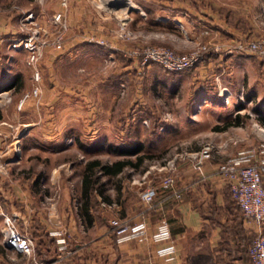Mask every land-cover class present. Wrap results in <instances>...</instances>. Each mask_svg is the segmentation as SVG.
<instances>
[{
  "label": "rangeland",
  "instance_id": "374dc122",
  "mask_svg": "<svg viewBox=\"0 0 264 264\" xmlns=\"http://www.w3.org/2000/svg\"><path fill=\"white\" fill-rule=\"evenodd\" d=\"M61 1L0 0V21L7 17L10 23L6 32L0 31V86H5L16 74L21 83L18 89L0 91L3 120L12 124V133L7 140L12 142L0 144V160L6 163V173L0 174V200L4 187L33 183L40 174V183H71L77 187L87 160L98 158L109 163L120 158L108 152V145L141 142L143 152L150 157H146L139 168L128 167L115 177L102 179L105 180V194L109 195L110 201L116 202L119 198L117 187L135 184L141 191L147 186L159 185L165 172L159 171L158 167L172 153L195 151L205 142L217 144L219 138L215 132L220 130L216 127L232 121L236 105H244L240 112H249L254 120L255 114L250 109L264 105V57L249 53L237 52L246 61L223 65L225 73L219 79L194 80L191 70L195 67L181 73H169L157 63L139 62L142 70L135 72V77L131 75V80L130 77L119 80L113 75L118 64L110 61L112 52L124 58H131L129 50L143 46H164L178 52L168 45L151 43V38H163L162 34L151 32L150 15L144 19L143 12L154 6L147 0H65L64 5ZM211 1L222 5L249 3L256 11L264 6V0ZM174 2L168 3L170 8L184 12L193 4L196 8L199 4L204 5L205 0ZM59 11L63 14L62 26L53 22V15ZM28 13H32V17L22 22ZM263 17L264 12L255 17L258 27ZM22 23H25L23 30L20 29ZM121 25L129 37H118ZM259 30L264 32L261 27ZM32 31H39V35L47 40L60 35L62 43L59 49L50 46L43 49L37 64L40 80L36 84L40 87V95L37 98L30 96L21 108H17L19 99L31 90L34 80L32 68L25 61L27 53L23 49L10 48L9 43ZM160 31L166 32L165 37L172 42L187 44V51L206 41L187 30L183 32L181 26L177 29L165 26ZM95 39H103L110 45L98 44L93 41ZM113 43H120L123 48L117 51L110 47ZM148 70H152L151 73ZM154 71L160 77H155ZM204 85L210 92L204 93ZM61 91L65 104L71 105L70 100H74L82 108L94 107L98 121L106 124L95 128L63 127L59 132L61 128L54 123V102L60 98ZM124 104L122 122L118 125L120 112L117 109ZM132 117L135 118L133 121ZM243 121L247 124L232 131L248 132L257 142L264 140L262 126L246 119ZM93 133L95 136L91 137ZM71 135L74 138L67 139ZM54 136L58 138L56 141L48 139ZM14 144L18 151L13 149ZM5 150L9 152L5 154ZM216 154L217 151L213 153ZM130 158L134 160V156ZM184 164L188 162L178 163L174 178L186 167ZM142 168L149 170L144 179H141ZM127 194L128 198L134 199V191H127ZM115 210L110 209L113 213ZM1 227L0 217V230ZM91 233L92 230H88L87 234ZM2 255L3 260L12 264L22 263L11 251H2Z\"/></svg>",
  "mask_w": 264,
  "mask_h": 264
},
{
  "label": "crops",
  "instance_id": "0c3cea01",
  "mask_svg": "<svg viewBox=\"0 0 264 264\" xmlns=\"http://www.w3.org/2000/svg\"><path fill=\"white\" fill-rule=\"evenodd\" d=\"M147 1L154 7L152 10L143 12L144 19L150 15L149 23L153 29L151 32L163 35V38H151V43L168 45L178 52L187 51V44L172 42L165 37L166 32L160 31L165 26L174 29L181 26L183 32L187 30L193 33L194 37L201 36V39L209 40L221 47L220 51H216L191 70L194 74L193 79H200L201 82L213 77L219 79L225 73L223 65L228 63L236 65L246 61L240 58L237 52H228L227 48L238 38H252L262 33L255 17L264 12V6L256 11L250 7L249 3L233 2L222 5L205 0L204 5L199 4L198 8L193 4L192 8H185L184 12H180L170 8L172 6L168 3L174 4V0ZM6 19L8 18H1L0 31L6 32L8 29L10 23ZM203 31H207V34ZM110 47L120 50L123 45L118 43ZM109 59L118 64L113 75L119 80L129 78L131 75L135 77L136 73L142 70L137 58H124L121 54L112 52ZM149 71L151 73L152 70H148V73ZM153 73L155 77L159 76L158 72ZM129 79L131 80L132 77ZM11 81L12 78L5 85ZM203 88L204 93L210 92L205 85ZM10 90L14 88L1 91ZM62 95L61 91L60 98H56L54 102V123L61 128L59 132L63 127L95 128L106 124L98 121L94 107L82 108L74 103V100H70L71 105H67ZM125 105L117 109L120 112L116 121L118 125L122 122ZM244 108V105H236L233 118L237 113L243 115L240 110ZM245 114L251 115L249 112ZM134 119V117L131 118L132 121ZM246 120L257 123L250 117ZM245 124L247 121L215 132L219 138L217 144L227 142V146L219 148L216 156L213 155L212 158L204 161L203 175L194 170L189 162L184 164L186 167L175 177L176 189L181 193L180 198H175L171 190H164L157 185L156 197L152 204L147 206L140 200L143 189L139 191L135 184L120 187L116 202H106L97 196L99 210L103 214L130 222L144 219L150 232L161 219H165L169 224L177 250L176 259L173 262H164L157 256L158 245L155 243L149 241L138 243L132 240L117 244L107 223L93 219L90 224H87L78 213L81 184L77 187L71 183L60 182L37 185L32 182L9 184L3 189L0 205L6 212L17 215L18 228L32 236L35 252H38V247L41 248L47 264H251L249 246L255 235L264 233V229L241 214L230 198L228 184L218 173V164L226 157L234 154L239 148L256 146L259 143L248 132L238 134L232 131ZM10 128H12L11 123H7L3 118L0 119V144L12 142L7 141L12 133ZM94 136L93 133L91 137ZM73 138L72 135L67 137L71 140ZM48 139L56 141L58 138L54 136ZM230 140H235L236 143ZM262 185L264 186V173ZM127 191L135 192L134 199L127 197ZM101 201L108 204L114 203L112 210L116 209L115 214L110 209L102 207ZM51 230L63 233L66 241L64 250L59 249L56 238L49 234ZM88 230H92L90 235L87 234ZM33 232L35 236L31 234ZM38 240H40L39 244ZM2 251L5 252L6 249L0 250V264H12L11 261L10 263L8 260H3Z\"/></svg>",
  "mask_w": 264,
  "mask_h": 264
},
{
  "label": "built area",
  "instance_id": "2783aa9c",
  "mask_svg": "<svg viewBox=\"0 0 264 264\" xmlns=\"http://www.w3.org/2000/svg\"><path fill=\"white\" fill-rule=\"evenodd\" d=\"M65 3V0L61 1L62 5ZM31 17L32 13L26 14L22 22L29 21ZM263 18L258 23L261 30L264 31ZM53 22L61 26L64 25L62 12L59 11L53 15ZM23 24L25 23H22L21 30L25 29ZM203 33L207 34V31H203ZM118 37L122 39L129 37L128 31L125 30L123 25L119 28ZM93 41L101 45H110L103 39H95ZM61 43L62 39L60 35L47 40L39 35V31H32L31 34L9 43L10 48L14 50L23 49L27 53L25 61L32 68V78L34 80L31 90L19 99L17 108H21L22 104L30 96L37 98L40 95V87L36 84L40 80V73L37 67L38 60L44 48L50 46L59 49ZM220 50L221 47L218 44L206 40L197 43L185 53H178L164 46H143L129 50L128 54L133 58L139 59L141 64L153 62L161 65L167 71L179 72L196 67L205 53ZM227 51L243 52L264 57V32L252 38H238L227 48ZM144 123L147 124V121H144ZM230 141L234 144L236 143L235 140ZM225 146H227V142H223L221 145L205 142L195 151H176L172 153L158 167L159 171L165 172L160 180L159 187L164 190H171L175 198H180L181 193L176 189L174 178L178 163L183 161L189 162L194 170L203 175L204 161L212 158L214 152ZM13 149L18 151L17 144H14ZM3 152L6 154L9 150ZM148 172L149 170H145L141 179ZM5 173L6 163L0 160V174ZM218 173L228 184L231 198L234 200L241 214L264 229V186L262 185L264 140L260 141L256 146L237 149L234 154L226 157L218 164ZM156 194L155 186H147L141 191L140 200L143 204L150 206ZM101 206L112 209L115 204L101 201ZM0 217L2 219L0 230L1 246L18 256L22 260L21 264H45L36 256L35 243L32 237L18 228L16 222L17 215L13 212H6L0 205ZM115 223L117 224V232L119 234L115 241L117 244L132 240L138 243L149 241L158 245L156 254L164 262L169 263L176 259V246L172 239L169 224L165 219H161L151 232L144 219L134 222L117 220ZM49 234L56 238L55 241L59 245V249L64 250L66 241L63 233L58 230H51ZM248 253L251 264H264V233L260 232L255 235L249 246ZM10 259L15 260V257H10Z\"/></svg>",
  "mask_w": 264,
  "mask_h": 264
},
{
  "label": "trees",
  "instance_id": "16d2710c",
  "mask_svg": "<svg viewBox=\"0 0 264 264\" xmlns=\"http://www.w3.org/2000/svg\"><path fill=\"white\" fill-rule=\"evenodd\" d=\"M215 51H211L205 53L199 63L206 60L208 57L212 56ZM198 63V64H199ZM197 64V65H198ZM162 68V67H161ZM165 72L169 73H181L179 72H171L167 71L162 68ZM20 77L19 74H16L13 78L11 83L5 86H0L1 90L10 89L13 87L14 89H18L21 87V83L19 82ZM240 106V104H238ZM255 114V120L257 123L264 128V105H256L251 110ZM250 116L247 114L239 115L238 113L234 116L232 121L225 123L222 126L216 127L218 130H224L228 126H238L241 125L245 120L248 119ZM3 118L2 110L0 109V119ZM108 152L112 153L113 155H117L120 158L113 160L112 162H103L98 158H92L87 160L81 172V190H80V204L78 208V213L82 217V219L87 223L90 224L91 221L94 219L98 222H105L108 225V228L112 232L113 239L116 241V237L119 235L117 232V224L115 223L119 218L108 217L107 214H103L99 210L97 196L101 198L103 201H110L109 195L105 194L104 184L105 180H102L104 177L111 178L119 175L125 168L137 169L139 168L144 159L146 157H150V155L145 154L143 152V145L141 142H134V143H124L120 145H108L107 146ZM134 156V160L130 157ZM145 168H142L141 171H144ZM41 175V174H40ZM40 175H38L34 180L33 184L37 185L41 182ZM117 193L119 196V187H117ZM156 191L158 189L156 188ZM230 194V190H229ZM231 198V195H230ZM232 199V198H231ZM233 200V199H232ZM234 201V200H233ZM235 203V202H234ZM35 236L34 232L31 233ZM31 236V235H30ZM32 237V236H31ZM33 239V238H32ZM38 240V244H39ZM3 247L0 245V250ZM36 256L39 260L43 261L47 264L46 259L44 257V252L41 251V248L38 247V252Z\"/></svg>",
  "mask_w": 264,
  "mask_h": 264
},
{
  "label": "water",
  "instance_id": "95a60500",
  "mask_svg": "<svg viewBox=\"0 0 264 264\" xmlns=\"http://www.w3.org/2000/svg\"><path fill=\"white\" fill-rule=\"evenodd\" d=\"M17 159V158H16Z\"/></svg>",
  "mask_w": 264,
  "mask_h": 264
}]
</instances>
